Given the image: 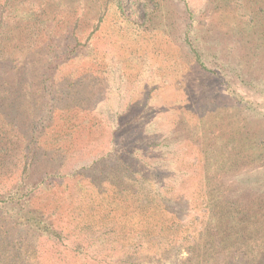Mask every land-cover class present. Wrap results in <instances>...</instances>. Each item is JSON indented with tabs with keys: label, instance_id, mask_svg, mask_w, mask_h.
I'll list each match as a JSON object with an SVG mask.
<instances>
[{
	"label": "rangeland",
	"instance_id": "rangeland-1",
	"mask_svg": "<svg viewBox=\"0 0 264 264\" xmlns=\"http://www.w3.org/2000/svg\"><path fill=\"white\" fill-rule=\"evenodd\" d=\"M0 264H264V0H0Z\"/></svg>",
	"mask_w": 264,
	"mask_h": 264
}]
</instances>
